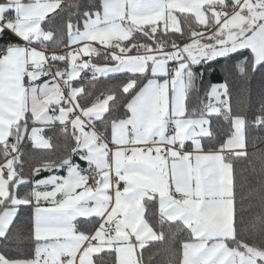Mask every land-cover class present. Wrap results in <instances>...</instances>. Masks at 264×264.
<instances>
[{"label": "snow or ice", "instance_id": "snow-or-ice-1", "mask_svg": "<svg viewBox=\"0 0 264 264\" xmlns=\"http://www.w3.org/2000/svg\"><path fill=\"white\" fill-rule=\"evenodd\" d=\"M173 16L169 0H90L87 6L0 0V37L11 33L24 42L0 50V248L28 246V255L15 260L0 251V264H96L94 257L105 251L114 257L112 264H250L254 246L244 237L264 239V210L238 214L234 165L224 156L243 130L247 157V117H231L230 131L214 150L174 136L154 140L152 134L166 127L173 98L184 101V76L193 77L192 69L231 60L243 77L251 57L252 73L264 72V29L245 36L247 43L239 47L221 40L215 46L196 43L192 47L198 51L183 46V52L162 59L129 55L134 49L161 51L153 44L158 33L167 35ZM101 55L112 62L94 63ZM82 73H91L93 81L126 73L116 85L123 99L108 91L103 99L82 104L84 87H70L75 108L68 107L60 84L77 81ZM210 91L230 116L228 81ZM113 111L119 116L109 122L110 142H102L95 122L102 124ZM261 113L264 108L253 118V128H264ZM217 114L224 112L218 108ZM57 126L64 151L25 174V142L51 150V138L43 133ZM42 173L48 175L37 179ZM153 201L158 203L155 224L144 215L145 203ZM177 233L185 234L179 256L172 243Z\"/></svg>", "mask_w": 264, "mask_h": 264}, {"label": "trees", "instance_id": "trees-1", "mask_svg": "<svg viewBox=\"0 0 264 264\" xmlns=\"http://www.w3.org/2000/svg\"><path fill=\"white\" fill-rule=\"evenodd\" d=\"M76 3L87 6L90 3V0H64V4ZM224 8V11L227 13H231L233 11V5L230 3H227ZM207 14V16L210 17L211 10L207 9ZM50 15L55 16V13ZM175 16L179 18V30H169L166 36L161 33H158L157 35V44L160 43L163 45L162 49L165 51L173 50L175 48L172 46L173 43L181 45L192 41V39L198 35L199 31L206 28L198 21L197 17L193 13L177 11V13L175 12ZM181 29H183V35L179 34ZM65 39H67V37ZM141 39L147 43H151V40H149L148 37H143ZM9 43L21 44L22 42L11 33H8L6 36L0 37V50H2L4 46ZM124 46L127 47V44ZM155 46L156 44H153L154 48ZM48 49L53 51L51 44L48 45ZM55 51H64L66 54L67 49H55ZM137 53L145 54L150 52L139 49L137 50ZM95 63L103 64L109 62L105 61L103 55H101ZM246 67L247 73L243 77L239 75L234 62L231 60L214 62V65L211 68L207 65L198 66L197 68L192 69L195 73L193 77L185 74V83L187 85L185 96V118H200L208 116L210 120L211 134L198 139L199 142H203L205 144L206 151L209 149L214 150L215 145L224 139V136L228 134L232 127V124L228 121V114H208L205 112L204 99L205 97L209 95L212 96L214 94L210 91L211 86H218L220 82L225 80L228 81L229 90L232 95V112L230 117H247V157H243V152H237L240 154L239 156L235 153L231 156L225 157L229 163L234 165L238 214L241 213L242 209L255 212L264 210V160L259 159L261 153H264V128L256 129L252 127V120L256 116L258 110L264 108V72L258 71L256 74L252 73L251 57H249ZM200 73H203L202 77L200 76ZM127 78V74L125 73L121 74L119 78H113L111 76L99 77L97 80L93 81L91 80L90 75L89 78L81 77L77 81L70 82V87H84L85 96L80 97L82 104L90 103L100 95L106 94L108 91H115L118 99H123L116 85ZM241 89L243 92H241ZM88 93H91V95H87ZM242 96L249 98L247 99V102H242ZM122 112L123 110H121V114ZM118 116L119 113L117 111H113L104 119L102 124L99 121L95 122L96 128L98 131L104 132L106 139H109L111 136L109 122ZM46 131L47 138H51L54 148L51 150L35 149L31 144L25 142L23 157L25 161V174H27L30 167L41 163L45 160V158L56 159L58 154L64 151L66 142L64 137L59 133L58 126L54 129H47ZM67 143L71 146L74 141H71V138L69 137ZM74 159L75 162L81 165V167H86V165L79 161L78 158ZM47 175L48 173H42V176L37 177V179ZM144 211L145 218L155 224L158 218V203L155 201L146 202ZM243 214L247 215V211L243 212ZM88 227L91 228L92 225H88ZM182 238H185V234L177 233L172 242L177 256H179L182 251L180 248V241ZM244 239L248 244L254 246V250L251 253L252 259L255 262H258V260H264V253L256 250L264 249V239H261V237L258 236L253 237L252 235L245 236ZM27 247L28 246L26 244L18 242L16 244L0 248V251L4 252L10 259L15 260L28 255ZM241 251L246 252L245 249H241ZM94 260L96 264H112L114 257H109L105 251L96 255Z\"/></svg>", "mask_w": 264, "mask_h": 264}, {"label": "rangeland", "instance_id": "rangeland-1", "mask_svg": "<svg viewBox=\"0 0 264 264\" xmlns=\"http://www.w3.org/2000/svg\"><path fill=\"white\" fill-rule=\"evenodd\" d=\"M206 2H208L206 5L208 6L207 9L208 10H213L215 7H220L218 6L219 3L218 0H206ZM262 2L263 0H258L256 1V3H253L252 0H246L243 5H242V11L240 12V17H241V22L239 21L240 24V32H241V36L240 38L234 36V38H237L236 40L234 39V41H236V46H243L244 44L247 43V41H245L243 38L245 36L251 37L253 35H255L258 31L264 29V6L262 7ZM217 5V6H216ZM261 7L263 8V10L261 9ZM225 9V8H224ZM207 10H200L199 8L194 9V13L198 14V18L200 19L201 23H202V17L203 14L204 15H208L206 13ZM247 11V12H245ZM238 18V17H237ZM254 18V22L250 23V27H244L243 24L245 23H249V19ZM262 20V21H260ZM210 21V22H209ZM208 21V24L205 26V23H202L206 28H204L203 30L199 31L198 35L192 39L191 43L187 45V43L185 44V46H189V49L191 51H198V49L192 47L194 44L199 43L201 47L206 46V45H213L215 46L218 42H219V35L223 34L222 32L218 31V34L216 32L212 33V30H215L216 27L213 26L214 22L212 21L211 24V20ZM179 23L176 22V16H173L170 19V24H169V30H173V31H177L179 30ZM217 31V30H216ZM237 34V33H235ZM209 37H211V39H209ZM229 41L232 40V38L230 36H228ZM223 40L227 41V39L222 38ZM115 40V39H114ZM113 40V41H114ZM117 41V40H116ZM189 43V42H188ZM114 44V43H113ZM159 44H156L155 48H157ZM184 44H181L180 46H182ZM97 48H100L99 45H95ZM125 47V46H124ZM163 47V45H162ZM158 49H162L161 47H158ZM214 49L213 48H207L206 51H208L209 53H211ZM177 51H184V48L182 46V48H174V50H161L158 53H145V54H141V53H137V50L134 49V53H130L131 54H136V55H145V56H151V55H159L161 57V59L164 57L165 54H171L173 57L175 56ZM110 63V62H109ZM170 67H173V65H171ZM184 82H186L185 76H184ZM186 84V83H185ZM214 93V92H212ZM102 96H104V94L100 95L99 98H101ZM185 96H186V89H185ZM185 102H186V97L184 98V101H177L175 99V97L173 98V104H172V113L173 115H179L182 114L183 112L186 113V106H185ZM177 109H179V114L177 113ZM214 110V113L215 109ZM170 115V112H169ZM180 118V117H178ZM186 120L192 121L190 123H185V122H180V119L177 118H173V120L176 123L177 126V131H175V133L177 134V137L179 140H192V141H198L197 136H201V135H206L207 134V128L208 125L210 124V120L208 116H203L200 118H185V115L183 117ZM243 130H241L239 136L237 137V142L234 144H243ZM233 144V145H234ZM232 145V146H233ZM231 146V147H232ZM243 146V145H242ZM235 149H233L234 151ZM237 152H239L238 150H236Z\"/></svg>", "mask_w": 264, "mask_h": 264}, {"label": "crops", "instance_id": "crops-1", "mask_svg": "<svg viewBox=\"0 0 264 264\" xmlns=\"http://www.w3.org/2000/svg\"><path fill=\"white\" fill-rule=\"evenodd\" d=\"M240 1H242L241 4H240ZM245 1L246 0H218L217 3H219L218 6H220V7H215V8H221L222 11H224V7H226V4L230 3V4L233 5V11L231 13H227L226 11H224V13L228 17L223 23L219 24L220 17L214 13V9H215L214 8L213 10H211L210 17H208L207 15L203 14L202 23H205V26H206L208 24L209 20L214 22L213 26H215L216 29L212 30V33L216 32L218 34V31L223 33V34L219 35V41L223 40L222 38H225V39H227V41H229L228 36H230L232 38V40H234V39L236 40L237 39V38H234V36L240 38L241 32L239 30V28H240L239 21L241 22V17H240L239 14L242 11V5H243V3ZM252 1H253V3H256V1H258V0H252ZM207 3L208 2H206V0H169V7L174 9L176 13H177V11L193 13L197 17L198 21L201 23L200 19L198 18V14L194 13L193 11L196 8H199L200 10H204V9L207 10V7H208L206 5ZM263 6H264V0L262 2V7ZM262 7H261V9L263 10ZM245 12H247V11H245ZM206 13H207V11H206ZM263 17H264V15H263ZM260 21H262V20H260ZM252 22H254V18L249 19V23L248 24L245 23V24H243V26L246 27V28L250 27V25H251L250 23H252ZM235 33H237V34H235ZM21 42H22L21 44L24 43L23 41H21ZM113 43L116 44V43H118V41L114 40ZM190 43H191V41L189 43H187V45L190 44ZM182 46H185V44L182 45ZM182 46L180 48H182ZM32 59L33 60H37V61L39 60V58L35 57V56H33ZM30 66L31 65H29V67ZM212 96H214V94ZM73 102H74V105H75V101L74 100H73ZM74 105L69 103V102H67V106L68 107L74 108ZM213 112H214V110H213ZM215 113H217V111H215ZM184 115H185V112H183L182 114H179V115H176V114L173 115L172 111H170L169 120H168V122L166 124V127L163 128V129L157 128L155 133L152 134V139L153 138L161 139L164 135H167V137H169V138L174 136L177 140H179L178 137H177V134L175 133V131H177L178 128L176 126V123L173 122L174 121L173 118L180 119L179 123L180 122H185V123L192 124L191 123L192 121H189V120H186V119L183 118ZM178 117H180V118H178ZM172 127H173V130H171ZM206 128H207V134L206 135H201V136L198 135L197 139H199L200 137L209 136L211 134L210 124L208 125V127L206 126ZM96 130L98 131L97 128H96ZM129 134L132 135V132L129 133ZM243 136H244V133H243ZM100 138H101L102 142L105 141V140H108L110 142L111 136H110L109 139L108 138L106 139V137H104V138L100 137ZM243 139H244V137H243ZM188 141H192V140H188ZM243 144H244V141H243ZM243 144H239V145L238 144H234L232 146V149H235L234 151L238 150L239 152H243V150H244L243 146H242ZM144 215H145V211H144ZM96 226H98V224ZM250 264H257V262H255L251 258Z\"/></svg>", "mask_w": 264, "mask_h": 264}, {"label": "built area", "instance_id": "built-area-1", "mask_svg": "<svg viewBox=\"0 0 264 264\" xmlns=\"http://www.w3.org/2000/svg\"><path fill=\"white\" fill-rule=\"evenodd\" d=\"M241 3H242V1H240V4ZM214 13L220 17L219 24L223 23L227 19V17H228L224 13V11H222L221 8H215L214 9ZM158 47H161L162 48V45H159ZM41 50L43 51L44 49L41 48ZM112 50L114 51L115 49L113 48ZM47 51L48 52H51L49 49H47ZM107 51L108 50L101 49V52L106 53ZM117 54L119 55V53H117ZM98 58H99V56L98 57H94V61L93 62L95 63L98 60ZM107 61L108 62H112L110 57H109V59ZM173 67H174V65H173ZM29 68H30V70L35 71V69H32L31 66ZM48 68H50L52 70V72L55 73V66H53L51 64V62L48 63ZM90 75H91V73H82L81 77L82 78H89ZM60 87L64 90L65 97L67 98V102H69V103H71V104L74 105V102L72 100V97L70 96V93H69L70 84L61 83L60 84ZM210 97H212V96L209 95V96L205 97V99H204V110H205V112L208 113V114L214 113L213 112V109L217 110L219 108V109L223 110V112H224L223 115H225V114L227 115V112H226V107L227 106H226V104H223V105L218 104L215 100L211 99ZM101 98H104V96H102ZM74 108H75V105H74ZM228 121H230V123L232 124L231 117L230 116H228ZM46 130L47 129H45V131L43 133V135L45 137H47V131ZM171 130H173V127L171 128ZM98 132H100V131H98ZM100 133H101V137H103V138L106 137L105 134H104V132L101 131ZM130 133H131V131H130ZM153 139L156 140L158 138H153ZM235 153H237V151H228V152H225L224 153V156L225 157L226 156H231V155H233Z\"/></svg>", "mask_w": 264, "mask_h": 264}]
</instances>
